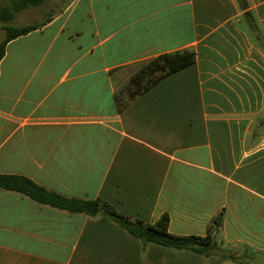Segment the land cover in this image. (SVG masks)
Instances as JSON below:
<instances>
[{"label": "crops", "instance_id": "0c3cea01", "mask_svg": "<svg viewBox=\"0 0 264 264\" xmlns=\"http://www.w3.org/2000/svg\"><path fill=\"white\" fill-rule=\"evenodd\" d=\"M43 23L0 62V174L214 247L0 189V264H264V0H72ZM185 49L127 100L140 64Z\"/></svg>", "mask_w": 264, "mask_h": 264}, {"label": "trees", "instance_id": "16d2710c", "mask_svg": "<svg viewBox=\"0 0 264 264\" xmlns=\"http://www.w3.org/2000/svg\"><path fill=\"white\" fill-rule=\"evenodd\" d=\"M45 0H0V22L6 23V35L0 42V62L5 56L7 45L22 36L40 29V25L30 24L20 27L9 23L20 12L41 5ZM196 60V53L191 49H185L156 57L139 65L138 70L130 77L125 92L130 95V100L149 90L163 78L191 66ZM0 189L21 193L35 202L56 209L73 213H81L91 218L102 217L121 226L127 232L138 239L143 245L150 243L159 244L173 250H191L208 255L214 247L209 239L198 236H180L169 231L170 218L164 215L155 224L133 219L118 211L107 202L97 199L85 201L75 198H67L55 192L37 185L28 178L16 175L0 174ZM222 213L216 217L215 225L222 222Z\"/></svg>", "mask_w": 264, "mask_h": 264}, {"label": "rangeland", "instance_id": "374dc122", "mask_svg": "<svg viewBox=\"0 0 264 264\" xmlns=\"http://www.w3.org/2000/svg\"><path fill=\"white\" fill-rule=\"evenodd\" d=\"M71 1L72 0H45L39 6H33L20 12L9 24L16 27L30 24L40 25L53 14L65 8ZM6 25V23L0 22V42L6 35ZM125 94L127 95V100H129L130 95L127 94V92H125Z\"/></svg>", "mask_w": 264, "mask_h": 264}]
</instances>
